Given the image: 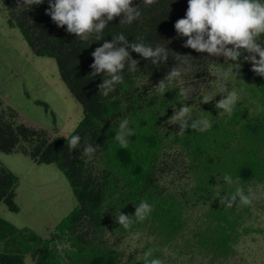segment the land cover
I'll list each match as a JSON object with an SVG mask.
<instances>
[{"label": "trees", "instance_id": "16d2710c", "mask_svg": "<svg viewBox=\"0 0 264 264\" xmlns=\"http://www.w3.org/2000/svg\"><path fill=\"white\" fill-rule=\"evenodd\" d=\"M1 3L8 24L19 30L31 53L55 61L60 80L80 105L81 119L67 137L49 136L45 130L20 122L16 112L0 101V152H18L36 164L54 165L65 177L76 202L46 238L0 219V264H24L25 255L33 264H131L120 258L115 244L136 233L152 237L145 241L137 264H144L143 253L150 248L154 249L153 258L164 264H184L179 253L178 258L164 259L160 247L170 248L179 237L186 227L183 212L195 203L209 204L212 210L209 222L193 231L196 251H190L191 256L185 260L189 264L193 260L225 262L231 252L233 223L218 207L211 187L217 183L224 195L231 193L223 180L225 173L234 180L238 177L241 185L262 178L256 175L247 155L257 152L260 133L264 132V78L253 73L252 65L241 58L239 75L220 79L214 74L232 71V62L183 47L186 38L177 35L174 24L185 17L188 0H155L152 4L134 0L140 17L132 24H120L122 17L114 19L100 41L95 36L81 41L68 34L66 26L57 27L45 15L47 0L20 11L15 9V0ZM121 32L129 43L141 37L153 47H166L169 58L153 65L130 52L132 59L139 61L138 70L129 72L126 65L123 83L104 97L98 87L103 78L90 76L94 63L91 53ZM259 42L264 43V37ZM175 53L192 56V69L164 94L157 93L153 88L178 64ZM211 83L222 86L219 98L203 104L204 91ZM181 88L191 89L187 99L178 95ZM225 89L239 93L231 115H219L215 108ZM184 104L192 107L191 119L207 117L212 127L204 132L188 128L184 134H177L179 125L170 127L167 121ZM201 104L199 112L195 106ZM122 118L130 120L129 127L135 133L129 137L127 148L113 139ZM72 135H79L81 142L70 152L67 139ZM86 143L97 148L91 159L82 155ZM163 178H189L192 186L176 196L164 187ZM16 184L17 178L0 165V203L13 213L18 211L13 202ZM141 201L153 207L145 221L129 229L116 223L119 211L134 215V206ZM58 243L65 247L58 249Z\"/></svg>", "mask_w": 264, "mask_h": 264}, {"label": "rangeland", "instance_id": "374dc122", "mask_svg": "<svg viewBox=\"0 0 264 264\" xmlns=\"http://www.w3.org/2000/svg\"><path fill=\"white\" fill-rule=\"evenodd\" d=\"M221 90L222 86L211 83L204 92L216 95L215 99H218ZM0 101L16 112L20 122L45 130L49 136L67 137L81 119L80 105L60 80L55 61L31 53L19 30L8 24L1 0ZM253 102L255 106L258 105L256 101ZM195 107L200 112L203 104ZM260 134L257 152L249 153L247 159L256 175L262 177L261 180L227 185L231 192L241 187L248 194L250 189L255 195L252 205L243 206L237 202L232 208H226L217 201L234 229L230 235L232 244L229 258L222 264H264V132ZM0 165L17 178L13 202L18 208L13 213L0 203V219L16 228H26L46 238L53 227L76 206L65 177L54 165L36 164L18 152H0ZM163 179L164 187L172 190L176 196L192 186L189 178L179 181ZM211 192L224 195L217 183L211 187ZM209 198L211 201V194ZM211 210L209 204L202 206L195 203L187 207L182 215L186 227L170 248L160 247L162 257L171 260L178 258L179 253L184 258L183 263L189 264L185 259L191 256L190 251H196L193 231L209 222ZM133 236L131 234L121 239L115 248L121 253L122 260L137 264L142 257L145 241H151L152 237L139 234V239L133 240ZM154 243H157V239H154ZM187 245L189 248L186 250ZM195 256L200 258V255ZM24 264H33L28 255L24 256ZM191 264L206 263L193 260Z\"/></svg>", "mask_w": 264, "mask_h": 264}, {"label": "clouds", "instance_id": "9594fccd", "mask_svg": "<svg viewBox=\"0 0 264 264\" xmlns=\"http://www.w3.org/2000/svg\"><path fill=\"white\" fill-rule=\"evenodd\" d=\"M45 0H15L16 10L31 8L33 5H41ZM48 9L45 15L59 28H65L68 34L74 35L81 41H87L95 36L96 40H102V33L109 22L116 18L120 24H132L137 20L141 12L139 5L133 6L134 0H47ZM155 0H143L145 4H152ZM178 36L186 38L183 47L190 48L197 53H207L209 57H223L225 63H230L232 71H224L214 74L220 79H227L232 75H239L243 62L252 65L251 71L257 76L264 78V43H260L264 37V0H188V7L184 18L178 19L174 24ZM130 50V51H129ZM134 52L153 65L167 62L169 51L166 47L156 45L153 47L146 44L141 37L129 43L121 32L111 40H105L102 46L97 47L92 53L94 63L90 65L92 72L90 76H101L103 82L99 84V94L107 97L114 92L118 84L123 83L124 70L127 65L129 72L138 70V60L131 57ZM247 53V55H245ZM257 57H259L257 59ZM178 61L168 74L161 79L153 88L157 93L164 94L167 88L174 85L185 73L191 71L193 60L190 55L175 53ZM191 93L190 88H181L178 95L187 99ZM222 98L216 102L215 108L221 113L231 115L234 112L239 93L237 90L225 89ZM216 95L207 93L203 96L202 103L208 104ZM192 107L184 104L167 121L172 125H179V133L184 134L188 128L194 131L204 132L212 127V122L207 117L191 119ZM192 120L189 124V120ZM130 120L122 118L115 133L114 140L121 148L129 146V137L133 136L134 130L129 127ZM81 137L72 135L67 139V146L72 152L80 147ZM97 148L92 144H85L82 155L91 159ZM223 180L226 184L239 183L225 173ZM220 205L232 208L234 205L251 206L255 195L249 189L245 194L241 187L234 192H227L221 196L215 194V200ZM134 215H125L118 212L116 223L125 229H129L134 223H142L153 211L152 205L147 201H141L134 206ZM139 239V233L134 234L133 240ZM58 249L65 245L57 244ZM154 249H148L143 253L144 264H164L163 260L153 258ZM167 252V249H165Z\"/></svg>", "mask_w": 264, "mask_h": 264}]
</instances>
